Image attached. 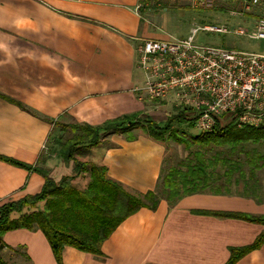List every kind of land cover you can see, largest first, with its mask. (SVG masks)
I'll use <instances>...</instances> for the list:
<instances>
[{
    "label": "crops",
    "instance_id": "1",
    "mask_svg": "<svg viewBox=\"0 0 264 264\" xmlns=\"http://www.w3.org/2000/svg\"><path fill=\"white\" fill-rule=\"evenodd\" d=\"M141 7V0H0V155L32 166L0 159V205L42 190L45 177L36 168L88 187L90 173L75 176L73 163L59 155L55 123L168 118L174 104L138 90L145 82L138 45L167 36ZM133 133V140L106 133L78 158L106 166L108 176L133 194L157 192L167 170V142L140 128ZM214 212L264 215V187L160 197L155 208L126 218L103 241L101 254L67 245L57 258L36 225L8 231L0 256L9 264H226L230 249L252 243L264 225ZM236 264H264V245Z\"/></svg>",
    "mask_w": 264,
    "mask_h": 264
},
{
    "label": "trees",
    "instance_id": "2",
    "mask_svg": "<svg viewBox=\"0 0 264 264\" xmlns=\"http://www.w3.org/2000/svg\"><path fill=\"white\" fill-rule=\"evenodd\" d=\"M142 1V0H141ZM192 113L188 107L176 106L175 113L170 115L164 123H159L152 117L138 118V115H126L94 126L88 123H55L57 137L58 127L66 131L72 128L75 136L67 142H61L60 156L65 163H73L74 175L90 173L91 181L87 188L79 189L72 183L73 176H64L55 180L48 171L36 168L44 177L42 190L35 195H28L18 200H11L0 205V250L4 248V236L8 231L27 228L33 229L36 225L47 236L53 252L57 258L61 257L63 248L67 245L80 250L93 253H102V243L111 233L129 216L135 214L143 207L155 208L159 197L156 192L146 194H133L125 189L123 184L108 176L106 166H99L89 161L77 159L89 149L99 145L106 133L126 134L128 139H135V128H140L150 137L159 140H174L191 149L198 145L210 147L211 145H236L246 142L264 141V128L252 126H238L235 122L218 124L213 131L200 132L193 137L180 133L175 124H188L195 126ZM60 145V144H59ZM192 164L188 170L171 167L161 178V186L165 198L175 201L185 195L205 191L210 180L214 179L215 172H208L210 165L215 166L214 160L206 157L203 151L190 153ZM263 156L249 159L251 168ZM0 159L11 164L32 168L15 158L0 155ZM228 159H222L226 163ZM214 170V169H213ZM240 173L243 174V170ZM254 172V169H251ZM233 171L227 173L228 178ZM243 176V175H242ZM218 185L215 191L224 190ZM44 202V207L38 205ZM220 216H228L256 222L264 225V215H253L242 212H214ZM17 215V216H16ZM264 245V230L256 239L245 246H236L230 249V257L226 264H236L243 256L252 250ZM0 264H9L1 258Z\"/></svg>",
    "mask_w": 264,
    "mask_h": 264
},
{
    "label": "built area",
    "instance_id": "3",
    "mask_svg": "<svg viewBox=\"0 0 264 264\" xmlns=\"http://www.w3.org/2000/svg\"><path fill=\"white\" fill-rule=\"evenodd\" d=\"M243 1L250 6L264 4V0ZM199 31L229 33L231 29L204 25L193 28L188 37L143 39L138 54L145 82L138 90L151 100L190 108L201 132L213 131L224 122L264 128V54L199 43ZM233 32L264 40V13L251 31Z\"/></svg>",
    "mask_w": 264,
    "mask_h": 264
},
{
    "label": "rangeland",
    "instance_id": "4",
    "mask_svg": "<svg viewBox=\"0 0 264 264\" xmlns=\"http://www.w3.org/2000/svg\"><path fill=\"white\" fill-rule=\"evenodd\" d=\"M141 8L146 12L145 14L153 27L167 35L166 38L188 37L192 33L193 28L199 26L226 25L231 29V32L199 31L196 35V40L207 45L264 54V40L252 38L248 34L238 35L233 32L238 28H243L247 32L251 31L256 19L264 13L263 3L257 6H250L249 3L243 0H142ZM169 102L174 105L166 117L175 113V103L173 101ZM165 120L160 121L164 123ZM175 128H178L182 134L184 132L185 136L188 137H193L201 132L196 126H190L186 123L175 124ZM75 134L76 132L72 128L63 131L58 127L57 137L59 142L57 148L61 149V142L62 144L67 142ZM165 142H167L169 148L165 174L171 167H179L181 170L187 171L188 165L192 164V161H188L193 158L190 157V153L200 150L210 159L218 158L214 160L215 166L211 167L210 165L208 172L210 174L215 172V175L205 190H214L218 185H222V188L227 190L231 189L240 192L245 189L252 192L257 191L261 186L264 187V141L246 142L236 145L234 148L231 144L222 146L213 144L210 147L195 145L191 149L174 140H166ZM58 153L60 155V152ZM252 155L263 156L261 160H258L257 164H254L253 168L249 164V159ZM224 158L228 159L226 163L222 162ZM239 169L243 170V174L240 173L241 170ZM251 169H254V172ZM230 170L234 174L228 178L227 173ZM161 181L162 179L156 192L157 198H165ZM43 207L44 202L41 207L38 205L39 209Z\"/></svg>",
    "mask_w": 264,
    "mask_h": 264
}]
</instances>
